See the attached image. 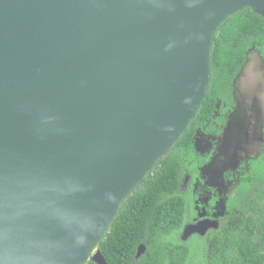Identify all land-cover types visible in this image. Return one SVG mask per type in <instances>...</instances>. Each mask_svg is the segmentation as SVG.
I'll return each instance as SVG.
<instances>
[{
  "label": "water",
  "instance_id": "1",
  "mask_svg": "<svg viewBox=\"0 0 264 264\" xmlns=\"http://www.w3.org/2000/svg\"><path fill=\"white\" fill-rule=\"evenodd\" d=\"M246 8L264 18V0H0V264H109L100 245L121 205L186 133L214 37ZM249 60L238 104L255 109L225 129L244 152L264 144ZM234 119L244 137L229 136Z\"/></svg>",
  "mask_w": 264,
  "mask_h": 264
},
{
  "label": "trees",
  "instance_id": "2",
  "mask_svg": "<svg viewBox=\"0 0 264 264\" xmlns=\"http://www.w3.org/2000/svg\"><path fill=\"white\" fill-rule=\"evenodd\" d=\"M252 49L264 61V18L246 8L228 17L214 37L210 91L193 128L213 121L218 99L230 102L233 82ZM193 128L121 205L100 245L109 264H264V147L243 172L220 228L191 241L179 237L188 203L182 179L206 161L195 152ZM142 243L146 250L135 258Z\"/></svg>",
  "mask_w": 264,
  "mask_h": 264
},
{
  "label": "flooded vegetation",
  "instance_id": "3",
  "mask_svg": "<svg viewBox=\"0 0 264 264\" xmlns=\"http://www.w3.org/2000/svg\"><path fill=\"white\" fill-rule=\"evenodd\" d=\"M255 53L258 54L259 52L256 49H252L248 54L252 56ZM247 60L249 59L247 58ZM242 78L243 77H241V79ZM236 79L233 82V90L231 91L232 97L230 99V102H223L221 99H218L216 105L218 110L213 116V121L207 122L205 124L193 128V119L185 133L187 134L190 129L193 128L192 138L195 147V152L198 156L206 159V161L196 168L194 175L185 173L182 179L180 187L182 189V192L188 197L185 222L181 230L179 231V237L183 241H191L194 238L206 237L208 234H210L212 230H217L220 228L222 222L227 216L228 200L234 194V189H236V186L240 183V178L242 177L243 172L249 171L250 162L262 153L261 152L259 155H256L251 159L246 160L243 165V171L233 172L230 170L227 171L226 174H224V179L226 180V184L224 185V187L226 188V190L231 187L229 194H225L224 189L218 191V189L206 185L208 178H210L209 171H206V168H208V165L213 160V158L218 155V153L222 152H220L219 148L221 146L220 144L221 139L224 135V130L227 125H229V121L232 118L231 115L235 112V110L239 109V96L241 100V92L239 90V87L242 88V86H240V78L238 80ZM210 84L207 89V93L208 91H210ZM242 94L245 95V92L243 91ZM246 94L249 95L248 92H246ZM214 118H216V120ZM217 119L219 120L217 121ZM205 171L207 172V174ZM202 186H205L206 188L208 187V189L205 190V187L202 189ZM206 198L207 200H205ZM218 204H222V206L224 205L222 214L219 215L216 214ZM203 208H206V214L200 215V213H202L201 211L203 210ZM207 219L216 220L218 222V227H210L204 235H201L199 233H193L189 235L186 239L183 238L185 228L189 224H196L200 221Z\"/></svg>",
  "mask_w": 264,
  "mask_h": 264
},
{
  "label": "rangeland",
  "instance_id": "4",
  "mask_svg": "<svg viewBox=\"0 0 264 264\" xmlns=\"http://www.w3.org/2000/svg\"><path fill=\"white\" fill-rule=\"evenodd\" d=\"M249 63L254 62L255 67H252L254 70V72L256 73V81H252V86H249V94L251 95H257L259 94L260 91V86L259 83L261 82V80H263V84H264V70L261 68V63L258 60V54H254V55H249ZM252 72V73H254ZM247 75V72L243 73V78L241 79V83L245 84V82L249 81L248 78L245 76ZM240 83V86H242V84ZM263 93H264V89L262 88ZM242 93V92H241ZM252 98V102L249 105V100L247 101L249 106L245 107L243 104L242 106H240L238 104L239 107V112L240 109L243 108L245 110H248V114L250 112H252L255 109V102ZM239 101H240V96H239ZM258 102V101H257ZM259 104V103H258ZM246 113V112H245ZM249 118V115H248ZM233 119V117H232ZM232 119L230 122H232ZM237 119V118H236ZM229 122V123H230ZM247 121H245L244 123H242L240 121V123L235 122L234 119V125H232V130L229 134V136L231 135L233 137L234 134H238L239 137H241V135L244 137L245 134L244 132L241 133V131H243V125H246ZM226 129V128H225ZM225 131L224 130V135L223 138L221 139V146L219 148L221 153H218V155H216L213 160L209 163L208 168H206V171H209V176L210 178H208L207 181V186L210 187H214L215 189L219 190H225V194H229L231 187L228 188V190H226V188L224 187V185L226 184V180L224 179V174L227 173V171H233V172H241L244 170V162L248 159H251L252 157L259 155L262 152V149L264 147V144H262L261 146L258 145V147H253L250 150H246L244 151H238L237 149H233L231 146H226L227 141H228V136H225ZM220 141V140H219ZM205 171V172H206ZM207 174V172H206ZM238 174V173H237ZM205 186H202V189ZM205 190L208 189V187L204 188ZM207 200V198L205 199ZM222 207V208H221ZM224 205L222 206V204H218V208L216 210V214H222ZM202 213H200V215H205L206 214V208H203V210L201 211Z\"/></svg>",
  "mask_w": 264,
  "mask_h": 264
}]
</instances>
